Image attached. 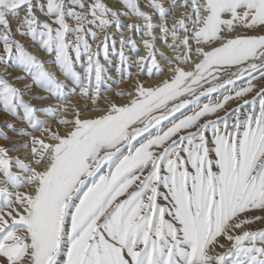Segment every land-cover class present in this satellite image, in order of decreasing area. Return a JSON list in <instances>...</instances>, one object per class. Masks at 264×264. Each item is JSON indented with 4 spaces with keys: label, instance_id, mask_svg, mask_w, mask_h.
I'll return each instance as SVG.
<instances>
[{
    "label": "snow or ice",
    "instance_id": "snow-or-ice-1",
    "mask_svg": "<svg viewBox=\"0 0 264 264\" xmlns=\"http://www.w3.org/2000/svg\"><path fill=\"white\" fill-rule=\"evenodd\" d=\"M112 3L0 0V63L23 74L0 75V113L24 141L0 146V264H264V228L236 234L264 223L255 214L264 213V0H147V11L140 0ZM166 4L184 9L171 27ZM16 35L54 59L39 60ZM101 56L116 57V83L131 81L133 65L137 76L168 78L136 80L117 93L127 103L103 97L97 107L110 79ZM76 88L95 116L62 106ZM50 97L61 103L30 102ZM73 110L58 121L63 133L39 119ZM0 140L12 142L3 130Z\"/></svg>",
    "mask_w": 264,
    "mask_h": 264
},
{
    "label": "rangeland",
    "instance_id": "rangeland-1",
    "mask_svg": "<svg viewBox=\"0 0 264 264\" xmlns=\"http://www.w3.org/2000/svg\"><path fill=\"white\" fill-rule=\"evenodd\" d=\"M41 2H44V0H41ZM145 3H147V0H140V4H141V8H142V10H145L144 9V4ZM166 7H167V9H168V11H169V15L166 17V20H167V22H168V26L169 27H171L172 25V23L175 21V20H178V19H180V14L181 13H178L177 14V11L178 10H180L181 8H177L176 10H175V12H172L171 11V5L170 4H166ZM182 11L181 12H183L184 11V9H181ZM145 11H147V10H145ZM188 11H189V13L191 12V8L189 7L188 8ZM174 16V18H173V16ZM21 16H23V12L21 13ZM37 17H38V19H40V20H44L45 19V17H43L39 12H37ZM176 17V18H175ZM132 22H136V23H141L140 21H138V20H135V18H133V20H129V19H125V18H123L122 17V23L124 24V25H127V24H129V23H132ZM156 22L157 23H159V20L157 19L156 20ZM170 22H171V24H170ZM11 25H12V30H13V32L15 33V29H16V27H17V22H15V21H12L11 22ZM109 31V33L110 34H114L115 33V31H116V29H115V27H113L112 29H109L108 30ZM158 34V35H157ZM249 35H258V34H260V33H257V32H250V33H248ZM100 35V38H103V35H104V33H100L99 34ZM125 35L127 36L128 35V32H127V30L125 29ZM132 39L136 42V44H137V41L138 40H140L141 41V34H139V33H136V32H133L132 34ZM156 36L158 37L157 38V40H156V42L157 41H159V42H161L160 41V39H159V36H160V33H159V30L157 29L156 30ZM134 37H137V38H134ZM15 39H17V40H19L22 44H24L28 39H30V38H21L19 35H16L15 36ZM136 39V40H135ZM117 40H118V38H117ZM99 41H97V43H98ZM170 42V41H169ZM118 43V42H117ZM119 45V43L117 44V46ZM24 46H25V44H24ZM138 46V45H137ZM92 47H93V50H95L96 49V44H93L92 45ZM117 48H119V46L117 47ZM138 48H139V55H141L142 53H141V49H140V47L138 46ZM156 49H157V60H158V62L160 63V65H161V67H164V60L161 58V56L159 55V53L161 52L160 50H158V48H157V45H156ZM26 50H27V48H26ZM27 51H29V50H27ZM0 52H2V46H0ZM30 52V51H29ZM126 52H127V54L129 55V57H133V53L130 51V50H127L126 49ZM31 53V52H30ZM31 54H33V53H31ZM165 55H167V54H165ZM50 58H54V55H50ZM101 63L104 65V67L107 69V76L110 78V79H108L107 80V84H106V86L102 89V95H101V98H100V100H99V104L98 105H96L97 107H103L101 104H103L102 102H100V101H103L104 100V98L103 97H107V96H105V94H107V95H113V96H117V98L119 97V98H121L120 96H118L117 95V93H119V92H121V91H124L125 93H127V92H129V91H132L133 89H128V86H129V84H131L132 83V81H133V79L134 78H137V77H139V78H147V75H143V76H137L136 75V73H137V71H138V69H137V67L135 66V65H133L131 68H130V72H131V81H129L127 78H125L124 79V82H120V83H116V82H114V81H119L120 80V77L118 76V74L116 73V71H115V68H116V64H117V59H116V57H110V59H111V64H106L104 61H103V57L101 56ZM163 61V63H161ZM45 62V61H44ZM0 65H2V67H0V71H1V73H0V75H4V73H6L7 71H3L2 70V68H4V70L5 69H8V68H13L12 70H10V71H13L14 72V77H16V76H20V75H23L19 70H15L16 68H14L15 66H12L11 64H9V65H6L5 66V64H3V63H0ZM4 65V66H3ZM7 67V68H6ZM78 68H79V70L82 72V69L79 67V65L77 66ZM13 77V78H14ZM7 78V77H6ZM13 78H9V81H12L13 80ZM149 78V77H148ZM8 79V78H7ZM27 81V82H26ZM27 83H30V81L29 80H25V81H23L22 83H17L16 84V86L17 87H22L23 86V84H27ZM237 83H238V85H242L243 83H244V81H237ZM253 83L254 84H256L257 85V87L259 86V82L258 81H253ZM69 86V85H68ZM131 86V85H130ZM72 87H74V86H69V88H72ZM109 87H110V89L111 90H109ZM127 88V89H126ZM106 90H107V92H106ZM128 90V91H127ZM79 93H80V89L79 88H76L75 89V94L72 96V95H70L69 97H67V99L63 102V104H66L67 103V101L68 100H71L73 97H76L77 95H79ZM39 95H41V96H43V95H47V93H44V92H39ZM218 95V94H217ZM127 95H125L124 97H126ZM82 97H83V99H82ZM110 97V96H109ZM108 97V98H109ZM123 97V98H124ZM85 98V99H84ZM217 98V96H216V94H213V101L215 100ZM25 99L27 100L28 99V97H25ZM80 99L83 101V102H90V105L88 106V107H85L84 109H89V111L87 112V114L88 113H90V112H92L91 111V109L94 107V105H92L93 103H92V101H90L91 99H88V98H86V97H84V96H81L80 97ZM202 99V103H207L208 102V100H207V98H201ZM248 99H251V96H249L248 97ZM85 100V101H84ZM49 101V102H48ZM37 109H40V108H44V107H46L47 105L49 106V105H51V106H53V107H55L56 105H58V104H60L61 102L60 101H58L57 99H55V98H49V99H47V100H31L30 101ZM58 102V103H57ZM60 102V103H59ZM73 106V104H68V107H65V108H68V109H71V107ZM230 107L231 108H235L236 107V105L234 104V103H230ZM77 109V108H76ZM84 109H79L78 108V110H80V111H83ZM245 111H247V110H249L248 109V106H245V109H244ZM70 112H75L74 110L73 111H69L68 112V114L70 113ZM190 114V113H189ZM0 117H3V116H5L3 113H0ZM72 115H74V116H72ZM86 115V114H85ZM180 114L179 113H177V116H179ZM220 115H223V113H221ZM42 116H44V115H42ZM73 118H72V117ZM71 116H69L70 117V119H75V113H72L71 114ZM84 115H82L81 117H83ZM44 117H46V116H44ZM69 117H66V118H63V119H69ZM80 117V118H81ZM57 118V119H56ZM56 118L55 119H51V120H53V121H57L58 120V117L56 116ZM215 119V117H212V119ZM5 121V122H4ZM6 119L5 120H0V130H3V131H5L6 133H7V135L9 136V134L10 133H12V132H10V131H8L5 127H4V125H5V123H6ZM59 121V120H58ZM165 123H167V122H165ZM21 127V126H20ZM10 137V139H11V141L12 142H8V141H4V140H0V146H5V147H8V148H12L13 147V145L12 144H14V143H23L24 141L22 140V139H20L19 137H16L13 133L9 136ZM18 138V139H17ZM18 140H20V141H17ZM16 153V154H15ZM19 153V154H18ZM10 152L9 153V155L10 156H12V157H15V155H17V156H19V155H21L22 153L21 152ZM27 189H29V188H27ZM27 189H25V188H23V189H20V191L21 192H27L28 190ZM256 215H262V214H264V213H260V212H256L255 213ZM262 228H264V223H261V222H256V223H254V224H252V225H249V226H247V228H245V229H241V230H239L236 234H239L241 231H243V230H260V229H262ZM222 240H223V238H221ZM222 243H224V245H225V249L227 248V247H229L230 245L228 244V242L227 241H221ZM225 249H219V248H216V252H220V251H223V250H225ZM218 250V251H217ZM214 254V253H213Z\"/></svg>",
    "mask_w": 264,
    "mask_h": 264
},
{
    "label": "bare ground",
    "instance_id": "bare-ground-1",
    "mask_svg": "<svg viewBox=\"0 0 264 264\" xmlns=\"http://www.w3.org/2000/svg\"><path fill=\"white\" fill-rule=\"evenodd\" d=\"M103 2H105V3H108L109 4V6H113V3H112V0H103ZM144 6V5H143ZM145 9V8H144ZM182 9V8H181ZM178 10L177 11V14L178 13H181V11L182 10ZM145 10H147V9H145ZM179 15V14H178ZM173 16V15H172ZM173 18H174V16H173ZM176 18V17H175ZM69 23L74 27L75 26V24H74V22H72V21H69ZM159 23H160V21H159ZM170 24H171V22H170ZM172 25V24H171ZM158 35V34H157ZM134 38H137V37H134ZM136 40V39H135ZM25 48H27V50H29L31 53H33V55H35L39 60H41V61H45V62H47V61H49V60H52V59H54V58H50V55L49 54H47V53H45L40 47H39V45L38 44H35V43H33L30 39H28L25 43ZM118 44V43H117ZM137 45L140 47V49H141V55H145L146 53H145V50L143 49V47H142V45H141V41L140 40H138L137 41ZM156 45H157V48H158V50H160L161 52H164L165 54H167V55H170V53L169 52H167V51H165V48H164V45L161 43V42H159V41H157L156 42ZM119 46V45H118ZM117 46V47H118ZM134 56V55H133ZM161 63H163V61L161 62ZM4 66V65H3ZM6 66V65H5ZM45 66H46V68H48V70H50V71H53V72H55L56 73V75H57V78L58 79H60V80H63V77L60 75V73H59V71H58V69H56L55 68V65H52L51 67H49L48 65H47V63L45 64ZM166 65L164 64V67H165ZM0 67H2V65H0ZM7 68V67H6ZM15 68V67H14ZM13 69V68H12ZM11 68H8V69H5L4 70V68H2V70L5 72V71H7L6 73H4V75H5V77H7L8 79L9 78H13L14 77V72L13 71H10V70H12ZM1 70V69H0ZM15 70H18L17 68L15 69ZM77 71H80L79 70V68L77 67ZM0 73H1V71H0ZM168 78V75L167 74H165L164 76H161V77H159V78H153V79H151V80H149V78H148V76H147V78H139V77H137V78H134L133 79V81H132V83L131 84H129V86H128V89H133V84L135 83V81L136 80H141V81H148L149 82V84L151 85V84H155V83H158L160 80H164V79H167ZM27 82V81H26ZM65 83H67L69 86H73V85H71V83L70 82H68V81H65ZM131 85V86H130ZM127 89V88H126ZM128 91V90H127ZM106 92H107V90H106ZM73 96V95H72ZM105 96H107V97H109V98H111V99H113L114 101H115V103H117L118 105H120V104H124V103H127L129 100H130V97H128V96H126V97H124V98H117V96L115 97V96H113V95H107V94H105ZM216 96H217V94H216ZM80 97H81V95L79 94V95H77L76 97H73L71 100H68L67 101V103L66 104H63L62 106L63 107H68V104H73V105H75L76 106V108L78 109H84L85 107H88L89 105H90V102L88 103L87 101L86 102H83L81 99H80ZM82 99H83V97H82ZM85 99V98H84ZM85 101V100H84ZM90 101H92V100H90ZM49 102V101H48ZM100 102H102L103 104H101L102 106H104V104H105V101L103 100V101H100ZM58 103V102H57ZM60 103V102H59ZM93 105V104H92ZM48 106V105H47ZM69 112V111H68ZM68 112H64V111H61L60 112V114L57 116L58 117V120H61V119H63V118H66V117H69V116H71V114L72 113H75V112H70L69 114H68ZM221 114V113H220ZM96 115V113L95 112H90V113H86V115H84L83 117H81V119H87V118H90V117H92V116H95ZM1 116V115H0ZM72 116H74V115H72ZM71 116V117H72ZM73 118V117H72ZM8 120L9 118L8 117H6V116H3V117H0V120ZM39 119H42V120H46L47 122H46V124L44 125V127H46V128H51L53 131H55V130H57L58 128H59V130L63 133L64 131H65V128H64V126H62V125H60L59 123H58V120L57 121H53V120H51V119H49L48 117H44V116H42V115H39ZM57 119V118H56ZM69 119H70V117H69ZM214 119V118H213ZM5 122V121H4ZM21 125H19V124H17V127H20ZM12 133H10L9 134V136L11 135ZM34 135H39V133L37 132V133H34ZM12 139V138H11ZM18 139V138H17ZM21 139V138H20ZM17 141V140H16ZM18 141H20V140H18ZM17 141V142H18ZM19 143V142H18ZM13 145V144H12ZM18 153V152H17ZM16 154V153H15ZM19 154V153H18ZM17 154V155H18ZM17 155H15V156H17ZM25 189H27V188H25ZM28 191L30 190V189H27ZM221 241H223L222 239H221ZM220 249V248H219ZM216 251V250H215ZM218 251V250H217Z\"/></svg>",
    "mask_w": 264,
    "mask_h": 264
}]
</instances>
